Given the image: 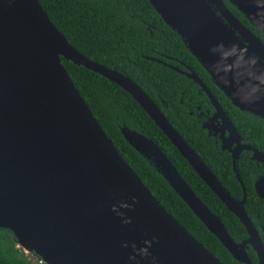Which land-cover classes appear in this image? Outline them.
Returning a JSON list of instances; mask_svg holds the SVG:
<instances>
[{
  "label": "water",
  "instance_id": "95a60500",
  "mask_svg": "<svg viewBox=\"0 0 264 264\" xmlns=\"http://www.w3.org/2000/svg\"><path fill=\"white\" fill-rule=\"evenodd\" d=\"M181 37L212 82L240 110L264 118V0H148ZM64 57L128 92L190 166L244 226L235 242L151 138L126 126L124 139L163 176L204 226L239 262L264 264V245L244 208L236 160L264 152L242 136L198 75L220 119L221 149L231 154L242 187L236 199L131 78L79 52L38 0H0V228L45 264H224L155 198L93 116L61 63ZM207 128V125H203ZM227 131L228 135L224 136ZM228 144V145H227ZM234 144V146H232ZM232 146V147H231ZM264 199V175L254 181Z\"/></svg>",
  "mask_w": 264,
  "mask_h": 264
},
{
  "label": "trees",
  "instance_id": "16d2710c",
  "mask_svg": "<svg viewBox=\"0 0 264 264\" xmlns=\"http://www.w3.org/2000/svg\"><path fill=\"white\" fill-rule=\"evenodd\" d=\"M229 10L254 33L258 31L227 0ZM55 26L79 52L93 61L114 68L137 83L164 113L187 144L200 156L221 184L236 199L243 192L232 169L231 154L202 128L198 112L211 111L206 95L192 79L170 68L179 61L189 65L212 92L243 136V141L264 151V118L232 104L212 82L210 75L187 49L148 0H38ZM264 41V38L260 36ZM61 58L74 86L85 100L105 134L139 179L162 206L185 229L224 264H245L228 250L199 220L150 162L123 137L121 126L151 138L201 201L216 214L235 242L247 238L239 219L212 192L187 160L154 123L134 98L116 83L82 65ZM160 60V62L158 61ZM163 102V104H162ZM199 106V109L197 108ZM192 112V113H190ZM250 150L240 152L236 168L246 191L245 211L264 244V199L254 190V181L264 174V162L251 158ZM13 233L0 228V264H45L41 258L17 248ZM247 255L257 264L248 245Z\"/></svg>",
  "mask_w": 264,
  "mask_h": 264
},
{
  "label": "flooded vegetation",
  "instance_id": "af4514ba",
  "mask_svg": "<svg viewBox=\"0 0 264 264\" xmlns=\"http://www.w3.org/2000/svg\"><path fill=\"white\" fill-rule=\"evenodd\" d=\"M237 17V16H236ZM243 23V22H242ZM244 24V23H243ZM245 25V24H244ZM256 34V33H255ZM159 62H160V60H158ZM168 66L170 67V68H172V69H174L175 71H177V72H180L181 74H183V75H185L184 74V72H189V71H193V72H195L189 65H187L186 63H183V62H181V61H179L178 63H177V65H171V64H168ZM196 73V72H195ZM197 74V73H196ZM186 76V75H185ZM187 77V76H186ZM199 77V76H198ZM195 82V81H194ZM203 82V81H202ZM199 86V85H198ZM207 87V86H206ZM199 89L206 95V97H207V99H208V102H209V104L211 105V107H212V109H211V111L209 112V110L207 109V110H204L203 112L201 111V112H198V117H202V123H201V126H202V128H204L206 131H207V133L209 134V135H211L215 140H216V142H218V144H219V146H220V148H221V145L223 144V141H225L224 140V138H223V136H221V134H220V131H219V129H220V125H221V120L220 119H213L212 118V115H213V113H214V111H215V109H214V107H213V105L211 104V102H210V100H209V98H208V96H207V94L200 88V86H199ZM212 93V92H211ZM214 96V95H213ZM215 97V96H214ZM217 100V99H216ZM218 101V100H217ZM219 103V102H218ZM162 104H163V102H162ZM221 106V105H220ZM197 108L199 109V106H197ZM223 109V108H222ZM224 111V110H223ZM225 112V111H224ZM190 113H192V112H190ZM227 115V114H226ZM229 118V117H228ZM203 125H207V128H205V127H203ZM228 135V132L227 131H225L224 132V136H227ZM242 136V135H241ZM241 142H243V143H246V142H244L243 141V136H242V141ZM246 144H248V143H246ZM228 145V144H227ZM232 146H234V144L232 145ZM231 146V147H232ZM226 150V149H225ZM243 151V150H242ZM262 151V150H261ZM264 152V151H263ZM262 175H264V174H260L259 176H262ZM258 176V177H259ZM257 177V178H258ZM256 178V179H257ZM255 179V180H256ZM258 231V230H257ZM259 233V232H258ZM248 237V236H247ZM245 240V239H244ZM241 242V241H240ZM249 244H247L246 245V247L248 246ZM264 245V244H263ZM250 247H251V245H249ZM252 248V247H251ZM252 250H253V248H252ZM254 251V250H253ZM255 252V251H254ZM256 253V252H255ZM249 257V256H248ZM257 257V256H256ZM250 259V258H249ZM252 262V261H251ZM246 264V263H245ZM257 264H258V260H257Z\"/></svg>",
  "mask_w": 264,
  "mask_h": 264
},
{
  "label": "built area",
  "instance_id": "2783aa9c",
  "mask_svg": "<svg viewBox=\"0 0 264 264\" xmlns=\"http://www.w3.org/2000/svg\"><path fill=\"white\" fill-rule=\"evenodd\" d=\"M15 246H16L17 248H20L24 253L28 254V252H26V251L21 247V245H20L18 242L15 244Z\"/></svg>",
  "mask_w": 264,
  "mask_h": 264
}]
</instances>
